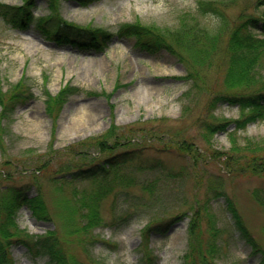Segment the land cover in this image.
I'll return each mask as SVG.
<instances>
[{
	"label": "rangeland",
	"instance_id": "1",
	"mask_svg": "<svg viewBox=\"0 0 264 264\" xmlns=\"http://www.w3.org/2000/svg\"><path fill=\"white\" fill-rule=\"evenodd\" d=\"M4 1L10 4L22 2ZM198 1L97 0L82 6L77 0H64L61 13L66 20L78 25L92 24L112 31L117 30L120 24L137 18L146 25L171 28L177 26L180 16L189 13L199 18L204 26L215 30L216 18L210 14H198ZM206 1L226 5L231 18L242 12L264 15V5L259 4L256 8L260 0ZM36 9L39 14L45 13V2L37 0ZM261 72L264 76V68ZM184 74L186 68L177 58L165 51L158 54L143 51L135 46L133 39L115 37L105 51L96 52L59 45L46 40L35 28L20 30L6 24L0 17V84L6 90L23 76L33 93L30 100L17 108L12 119L1 122L4 128L0 164L9 161L10 164L4 168L10 174L9 178H16L15 183L22 184L29 182V176L40 162L46 161L45 165L49 166L51 173L56 162L66 159V147L103 133L112 121L117 125H128L153 120L148 125L157 128V119L164 117L168 119L164 126L166 129L180 128L183 124L178 121L182 114V96L190 88V83L176 77ZM209 79L214 90L223 88L222 72L210 73ZM67 82L79 90L68 97L55 124L45 112L42 92L47 89L57 93ZM206 100L204 94L197 96L195 102L198 104L192 108L193 113L200 116ZM214 114L221 120H235L241 116L239 108L228 105L217 107ZM233 129L232 124L229 131ZM189 133L198 138L195 142L198 146L207 145L205 139L198 136L197 126H191ZM237 135L241 144L247 139L261 140L264 138V119L249 123ZM211 142L213 147L221 150H228L231 146L228 133L223 131L216 133ZM143 157L154 162L160 161V158V162L174 172L180 168L189 172V161L175 153H158L149 149ZM204 166L207 171L223 175L225 189L235 201L258 247L264 252V209L253 197L254 189L263 185L262 180L249 176H225L217 165L205 163ZM36 173L46 187L44 193L52 212L58 197H68L72 188L81 187L78 182L69 183L63 185V191L59 193L57 186L46 184L49 175L44 176L40 170ZM187 177L188 174L177 180L166 174H157L155 178L151 174L139 176V183L155 179V200H150L141 185L125 189L124 194L107 196L100 209L103 224L92 229L85 238L81 235L71 237L75 241L72 244L74 255L91 264H150L149 258L153 259L152 264H183L188 249L189 225V217L184 213L188 206L183 203L192 200L195 185V180ZM202 196L203 193L200 198ZM128 197L145 206L130 204L132 217L127 222L118 221L129 208ZM211 208L218 225L225 229L215 263L260 264L263 254H256L234 228L232 216L225 209V199L214 201ZM53 217L50 221L38 220L29 208H24L18 213L17 222L30 234L43 235L56 226L60 230L61 223L56 216ZM149 224L151 227L159 226V229L151 231L150 241L144 246L143 228ZM82 239L86 244L78 242ZM12 255L13 264H49L48 258H34L22 245L14 246Z\"/></svg>",
	"mask_w": 264,
	"mask_h": 264
},
{
	"label": "trees",
	"instance_id": "2",
	"mask_svg": "<svg viewBox=\"0 0 264 264\" xmlns=\"http://www.w3.org/2000/svg\"><path fill=\"white\" fill-rule=\"evenodd\" d=\"M43 1L47 11L39 15L37 0H22L20 4L0 0V17L14 28L27 30L34 27L50 41L96 52L104 51L116 35L134 39L136 46L144 51L152 54L166 51L177 58L186 68V74L177 78L189 82L190 88L182 96V114L178 121L183 124L180 128L166 129V118L157 119V128L148 125L153 120L128 125L111 122L103 133L66 147L64 150L69 151L64 154L66 159L56 162L51 173L46 161L40 162L29 176V182L22 184L15 183L16 178H9L10 174L4 169L9 161L0 164V264H13L12 248L16 245L24 246L34 258H48L49 264H91L74 255L72 244L75 241L71 237L81 235L85 238L92 229L101 226V203L118 190L117 193L124 194L125 189L141 185L150 200H155V179L139 183L142 174H151L154 178L157 174H166L177 180L188 174L187 179L195 180L192 200L183 203L188 206L184 213L190 212L188 249L183 264H216L219 239L224 229L218 226L211 207L212 202L220 198L225 199L226 209L241 237L253 247L254 252L264 254L225 189L223 175L207 171L204 166L205 163L217 165L225 176H249L262 180L263 185L254 189L253 197L264 209V138L247 139L241 144L236 132L249 123L264 119V76L261 72L264 68V15L242 12L231 18L227 13L229 8L223 3L199 0V13L216 18L215 30L186 13L179 17L175 27L146 25L137 19L124 22L111 32L106 28L81 26L64 19L61 13L64 0ZM77 1L87 6L95 0ZM259 4L264 5V0H260L256 8ZM212 72L223 73L222 89L214 90L209 79ZM77 89L67 83L54 94L43 90L45 112L54 122L67 97ZM201 94L207 100L202 105L204 112L199 116L193 113L192 108L198 104L195 99ZM32 96L31 88L23 77L6 90L0 84V143L4 128L2 120L11 119L16 108ZM219 104L238 106L241 110V117L232 121L236 131L228 134L231 142L228 150L215 148L211 142L216 133L228 132L230 124V121L221 120L214 114ZM193 125L198 127V136L205 139L206 146L200 147L195 143L198 138L189 133ZM149 149L158 153H175L188 160L189 172L186 173L185 168L178 172L168 170L160 158L156 162L144 158ZM39 170L44 172V176H50L46 184L57 186L59 193L63 191V185L69 183L78 182L81 187L72 188L68 197H58L52 212L44 193L46 187L36 173ZM134 201L127 198L129 208L119 218L126 221L132 217L130 204L144 205ZM25 207L38 220L50 221L56 216L61 223L60 230L56 226L43 235L29 234L17 222L18 213ZM153 229H159V226H147L143 232L147 236ZM78 242L86 244L83 239ZM149 260L152 264L153 259ZM261 264H264V257Z\"/></svg>",
	"mask_w": 264,
	"mask_h": 264
}]
</instances>
